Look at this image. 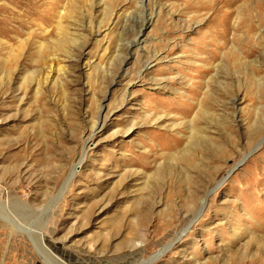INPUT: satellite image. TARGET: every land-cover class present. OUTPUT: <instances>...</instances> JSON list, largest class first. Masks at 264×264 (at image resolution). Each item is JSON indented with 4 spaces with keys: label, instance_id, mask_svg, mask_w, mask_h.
<instances>
[{
    "label": "rangeland",
    "instance_id": "374dc122",
    "mask_svg": "<svg viewBox=\"0 0 264 264\" xmlns=\"http://www.w3.org/2000/svg\"><path fill=\"white\" fill-rule=\"evenodd\" d=\"M0 264H264V0H0Z\"/></svg>",
    "mask_w": 264,
    "mask_h": 264
},
{
    "label": "bare ground",
    "instance_id": "6f19581e",
    "mask_svg": "<svg viewBox=\"0 0 264 264\" xmlns=\"http://www.w3.org/2000/svg\"><path fill=\"white\" fill-rule=\"evenodd\" d=\"M148 23V22H147ZM147 23H146V25H147ZM66 37V36H65ZM73 41V40H72ZM136 43L135 44H137L138 43V41H135ZM59 43V42H58ZM60 46V45H59ZM56 69H57V71H63V69H65L64 68V66H61V65H59V62H57L56 63ZM75 174V171L74 172H72V176ZM203 207V205L201 206V208ZM162 251H164V250H162ZM163 253V252H162ZM161 255V252L160 253H157V255H156V257H159Z\"/></svg>",
    "mask_w": 264,
    "mask_h": 264
}]
</instances>
